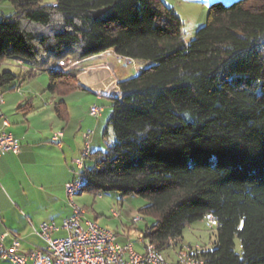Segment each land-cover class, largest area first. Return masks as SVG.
I'll use <instances>...</instances> for the list:
<instances>
[{
  "label": "trees",
  "instance_id": "trees-1",
  "mask_svg": "<svg viewBox=\"0 0 264 264\" xmlns=\"http://www.w3.org/2000/svg\"><path fill=\"white\" fill-rule=\"evenodd\" d=\"M53 1L0 0L11 8L0 15V67L7 59L29 66L0 70V90L46 73V90L63 96L80 70L55 65L107 51L151 63L118 83L102 133L114 141L83 155L90 166L80 193L146 200L140 213L154 222L142 239L163 255L209 215L217 223L211 247L196 257L264 264V0L212 2L188 42L163 0ZM62 104L55 112L64 119Z\"/></svg>",
  "mask_w": 264,
  "mask_h": 264
},
{
  "label": "crops",
  "instance_id": "crops-1",
  "mask_svg": "<svg viewBox=\"0 0 264 264\" xmlns=\"http://www.w3.org/2000/svg\"><path fill=\"white\" fill-rule=\"evenodd\" d=\"M214 1L235 0H201L207 7ZM163 2L176 13L170 0ZM10 12V7L0 6V15ZM131 65L136 76L151 63L122 58L107 51L78 62L74 67L80 70L75 79L77 88L63 96L49 93L44 87L45 79L36 78L38 74L31 78V90L28 85L7 95L0 90L4 98L2 111L9 122L4 131L17 138L20 144L18 154L0 157V238L3 247H10L18 238L23 253L43 249L44 242L35 234L39 226L47 223L60 227L71 216L65 185L72 181L73 161L83 151V134L90 133V153L101 150L99 135L111 114V99L119 95L118 83L128 79L127 68ZM37 79L41 81L39 87L35 86ZM26 81L28 79L15 82L9 90L22 88ZM58 103H63L64 119L55 112ZM93 105L102 108L97 119L88 114ZM57 132L62 134L60 146L53 140ZM65 236L62 229L51 234L53 239ZM0 264L12 263L0 260Z\"/></svg>",
  "mask_w": 264,
  "mask_h": 264
},
{
  "label": "built area",
  "instance_id": "built-area-1",
  "mask_svg": "<svg viewBox=\"0 0 264 264\" xmlns=\"http://www.w3.org/2000/svg\"><path fill=\"white\" fill-rule=\"evenodd\" d=\"M120 61V60H118ZM23 72L26 68L20 61H14ZM78 62L69 59L58 62L55 66L66 68L76 67ZM4 105L3 94L0 92V157L8 154H18L20 150L19 140L12 134L4 131L9 122L2 111ZM102 109L93 105L89 107L88 114L92 118L100 117ZM62 134L57 132L53 140L60 146ZM90 133L83 134L84 149L87 151ZM83 155V152H82ZM76 168L73 171V179L65 185L67 203L72 210L69 218L64 220L60 227L54 224L43 223L35 234L44 242L43 249H34L28 253L20 250V240L15 238L10 247L5 248L0 238V260L9 261L12 264H163V258L150 255L144 249L142 253H132L128 245L116 243L113 233L96 226L88 221L85 212L72 205V193L76 183L83 180L82 160H74ZM206 217H209L207 215ZM62 229L66 232L63 238L53 239L51 234ZM141 242V241H140ZM192 248V247H191ZM200 249L198 247L192 248Z\"/></svg>",
  "mask_w": 264,
  "mask_h": 264
},
{
  "label": "rangeland",
  "instance_id": "rangeland-1",
  "mask_svg": "<svg viewBox=\"0 0 264 264\" xmlns=\"http://www.w3.org/2000/svg\"><path fill=\"white\" fill-rule=\"evenodd\" d=\"M44 2L50 4L53 3V0H44ZM232 2L233 1L221 3L229 5ZM170 3L174 5L175 11L182 22L183 38L186 42H188L193 38L196 29L205 25L206 13L209 6H204L201 0H170ZM7 5L8 4L6 2L1 3V6ZM10 14H5L4 16ZM24 67L29 69L28 65H25ZM132 69V65L127 68L128 74L126 75V78H132L135 76ZM0 70L9 71L16 75L20 73V70L23 71L21 67H17L15 63H12L8 59L1 65ZM36 78H44L46 81L44 87H47L50 77L46 73H38ZM26 85L29 86L28 90H31V79L24 82L22 88L16 91H10L9 88L11 86H5L2 88V91H5V95L11 94L12 92L17 93ZM39 85H41V81L37 79L35 86L39 87ZM97 107L101 108V106ZM101 132L99 135L101 143L100 151H105L107 146L113 143L114 137L112 132L109 131L108 137L103 140ZM85 164L90 166L89 162H85ZM120 198L121 195L116 191L97 194L81 192L80 194L74 196V203L78 208L85 212L84 217L86 219L92 221L98 227L113 233L114 236H116V243L120 245L129 244L136 253H142L144 248L139 241L142 240L145 244H147V241L142 239V231L146 226H150L154 222L152 217H146L140 213V209L147 206L148 202L134 195L124 197L122 201H120ZM113 213H116L117 215L114 216ZM215 230V227L210 229L206 226L205 219L203 221L190 224L184 229L181 242L175 248L176 250L174 249L171 252L165 253V258L170 262H174L175 253L180 249V247H183L184 249H192L194 247L201 248V246L210 248L211 241L213 240L212 233H214ZM235 250L237 253L240 252L238 241H236Z\"/></svg>",
  "mask_w": 264,
  "mask_h": 264
},
{
  "label": "bare ground",
  "instance_id": "bare-ground-1",
  "mask_svg": "<svg viewBox=\"0 0 264 264\" xmlns=\"http://www.w3.org/2000/svg\"><path fill=\"white\" fill-rule=\"evenodd\" d=\"M73 68L74 67L66 68V67H62V66H55L54 67V69H56L58 71H63V72H66L67 70L73 69ZM27 70L28 69H26V71ZM26 71H24V72H26ZM95 119H97V118H95ZM84 147H85V145H84ZM84 147H83V149H84ZM87 151H89V142H88ZM87 151H82L83 152V155H85L87 153ZM82 152H81V156L78 159L82 160V163H83V155H82ZM73 164L75 165L74 161H73ZM75 168H76V166H75ZM83 170H84V163H83L82 172H83ZM83 182H84V177H83V180H79L76 183L75 188L73 189V193H72V205H75V203H74V196L80 194V191H81ZM65 196H66V194H65ZM75 207H77V206L75 205ZM113 215L116 216L117 214L116 213H113ZM206 224L210 228L217 225L216 220H215V218L213 216L206 217ZM139 243L142 244L144 250L146 252H148L150 255H156V256H160L161 258H163V264H205L200 258L196 257L197 254H199V252L197 250L180 248L175 253V261L174 262L173 261L170 262V261H168L165 258V256L162 253L156 251V249L154 248L153 245H151L149 243L145 244L142 240H141V242L139 241ZM176 246H178V245H176ZM129 249L131 250L132 253H136L132 249V247L130 245H129Z\"/></svg>",
  "mask_w": 264,
  "mask_h": 264
},
{
  "label": "water",
  "instance_id": "water-1",
  "mask_svg": "<svg viewBox=\"0 0 264 264\" xmlns=\"http://www.w3.org/2000/svg\"><path fill=\"white\" fill-rule=\"evenodd\" d=\"M105 10L106 9L95 11V12L92 13V15H93L94 18H96V17L100 16L102 13H104Z\"/></svg>",
  "mask_w": 264,
  "mask_h": 264
}]
</instances>
